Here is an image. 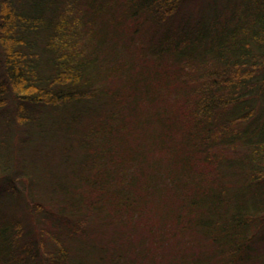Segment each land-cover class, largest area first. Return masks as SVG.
<instances>
[{
    "label": "trees",
    "instance_id": "obj_1",
    "mask_svg": "<svg viewBox=\"0 0 264 264\" xmlns=\"http://www.w3.org/2000/svg\"><path fill=\"white\" fill-rule=\"evenodd\" d=\"M0 0V264H264V0Z\"/></svg>",
    "mask_w": 264,
    "mask_h": 264
},
{
    "label": "rangeland",
    "instance_id": "obj_2",
    "mask_svg": "<svg viewBox=\"0 0 264 264\" xmlns=\"http://www.w3.org/2000/svg\"><path fill=\"white\" fill-rule=\"evenodd\" d=\"M197 1L198 0H193V2L189 3V5H187L188 9L191 10V11H193V9L196 6Z\"/></svg>",
    "mask_w": 264,
    "mask_h": 264
}]
</instances>
